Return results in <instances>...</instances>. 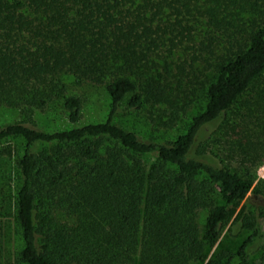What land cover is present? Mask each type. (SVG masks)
Here are the masks:
<instances>
[{"label": "trees", "instance_id": "16d2710c", "mask_svg": "<svg viewBox=\"0 0 264 264\" xmlns=\"http://www.w3.org/2000/svg\"><path fill=\"white\" fill-rule=\"evenodd\" d=\"M198 25L210 28L208 41L217 32L228 55L201 84L205 100L185 133L161 143L116 124L127 98L129 107L166 105L165 125L189 109L192 100L185 93L180 101L178 89L184 63L176 65L173 93L166 77L172 61L158 65L152 55L193 43ZM191 56L193 64L201 55ZM63 74L103 85L110 103L104 121L76 125L82 101L66 94ZM249 90L264 105V0H0V105L19 115L0 127V142H26L15 161L17 260L248 264L259 229L243 202L254 175L200 157L206 150L196 142ZM54 102L72 127L36 128L34 114ZM33 143L44 147L32 153ZM149 155L155 162L145 164ZM230 219L250 234L234 253L206 260ZM3 241L0 235V264Z\"/></svg>", "mask_w": 264, "mask_h": 264}, {"label": "rangeland", "instance_id": "374dc122", "mask_svg": "<svg viewBox=\"0 0 264 264\" xmlns=\"http://www.w3.org/2000/svg\"><path fill=\"white\" fill-rule=\"evenodd\" d=\"M235 24L232 22L230 26L231 33L235 31L233 26ZM207 29L210 30L203 25H198L192 32L193 43H185L183 46L180 44L171 53L168 51L169 44H167L158 51L159 57L152 55L158 65L163 63L164 57L172 61L171 74L166 77L169 85L173 87V93L176 92L178 78L174 77L177 72L176 65L184 63L187 74L180 76L181 82L178 89L180 101H185V93L187 98L192 100L189 109L184 113H179L175 123L165 125L163 121L167 119L166 113L169 111L166 105L153 108L146 104L139 108L129 107L127 98L121 102L114 115L113 121L116 124L134 131L142 140L161 143L173 142L179 135L185 133L191 116L201 110L205 100L204 88L201 84L205 85L206 81L211 79L215 65L221 61L222 57L228 55L217 32L211 35V38L213 37L211 41L207 40L209 38ZM200 41L203 44H200ZM207 45L209 47L205 48ZM193 52L201 56L191 64L190 59ZM190 64L191 67H189ZM159 69L161 72L162 69ZM60 79L67 95H77L81 98L80 119L76 125L102 122L106 119L110 103L103 85L78 81L70 74H63ZM192 87L196 88L194 95L190 94ZM18 120L19 115L15 109L0 105V127ZM34 120L36 128L46 131L72 127L65 119L61 106L55 102L44 110L37 111L34 114ZM200 145L206 150L200 157L215 165L224 164L231 171L248 172L254 175V186L243 203L248 207L249 220L255 221L259 229L258 236L251 246L248 264H261V254L264 251V105L259 104L256 93L249 90L220 120L204 127L196 142V146ZM25 146L26 142L18 137L7 138L0 142V235L4 239L1 256L6 264H22L17 260L21 241L15 222V161L22 154ZM43 147L44 144L41 143H33L29 146L32 153H37ZM143 160L145 164H151L155 162V156H145ZM204 216V212L199 215L200 228H202ZM249 234V231L239 229L230 219L223 226L215 242L206 248V260L219 252L234 253L237 246ZM191 264H204V262Z\"/></svg>", "mask_w": 264, "mask_h": 264}]
</instances>
